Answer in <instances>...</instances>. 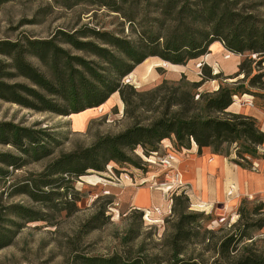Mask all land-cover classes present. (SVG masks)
Masks as SVG:
<instances>
[{"label":"trees","instance_id":"16d2710c","mask_svg":"<svg viewBox=\"0 0 264 264\" xmlns=\"http://www.w3.org/2000/svg\"><path fill=\"white\" fill-rule=\"evenodd\" d=\"M10 1L0 0V5ZM239 5L240 0H143L140 8L154 16L146 19L123 16L136 40L124 37L122 32L115 34L83 26L72 33L59 30L47 40L1 41L0 57L4 60L0 58V99L5 102L37 113L71 116L99 108L118 93L127 115L132 116L133 106L137 111L155 113L146 126L135 118V125L123 133L101 137L88 148L61 155L40 174H31L16 192L36 202L51 201L53 196L64 195L59 191L65 188L66 178L78 179L89 170L105 172L110 163L140 168V162L132 156L135 150L142 148L145 157L160 155L165 141L176 147L177 152L190 149L194 143L199 150L209 148L214 154L247 168L264 160V152L260 151L264 132L258 120L228 112L237 96L264 99V94L255 92L264 88V72L253 68L264 64V18L246 12L245 6ZM115 9L114 12L121 13L119 8ZM217 42L232 54L250 55L239 64L235 76L229 78L239 80L220 83L217 91L201 93L198 100L195 96L205 81L218 80L221 73L204 72L200 82H185L183 75L182 83H172V89H168L170 82L165 80L148 92H139L123 83L150 57L185 66L210 54L211 46ZM65 46L90 57L74 55ZM31 59H37L41 69ZM254 70L258 73L253 74ZM17 79L24 82L14 81ZM145 96L151 98L147 103ZM34 127L0 122V144L11 145L20 154L0 153V176L10 173L1 166L19 170L31 161L52 155L47 146L51 136ZM144 169V166L140 169L142 174ZM172 199L176 200L172 215H177V219L166 221L172 223V234L165 236L168 259L161 256L148 259L140 249L137 255L130 250L108 257L75 255L72 264H264V252L255 249L254 241L245 244L242 234L234 230L237 224L212 249L211 239L207 238L212 232L199 224L204 215L189 211V192L184 190ZM260 205L253 214L264 213V204ZM177 206L181 207L179 213ZM33 213L20 205L3 207L0 203V249L12 243L23 228V221L40 220ZM260 227H264V220ZM137 237L131 234L125 237L124 245ZM194 237H202L201 244L208 241L203 251H213L216 257L206 260L203 254L195 257L189 253Z\"/></svg>","mask_w":264,"mask_h":264},{"label":"rangeland","instance_id":"374dc122","mask_svg":"<svg viewBox=\"0 0 264 264\" xmlns=\"http://www.w3.org/2000/svg\"><path fill=\"white\" fill-rule=\"evenodd\" d=\"M142 1L12 0L0 5V42H17L25 38L47 40L59 30L72 33L83 26L115 34L122 32L124 37L136 40V36L129 30L123 16L134 15L136 18L144 17L145 19L154 16L140 8ZM239 6H245L246 12L264 18V0H240ZM115 8H119L121 13L114 12ZM64 48L74 55L90 57L86 53L72 50L69 46ZM234 55L217 42L210 50V54L206 55L207 57L192 60L182 67L171 64L165 66L164 60L160 57H150L137 66L130 74L131 76L123 80V83L133 86L139 92H148L165 80L170 82L168 89H172V83H182L183 75L186 76L183 80L185 82H200L204 78V72L209 71L212 75L221 73L218 80L205 81L197 91L198 95L195 96V100H198L201 93L217 91L219 89L215 90L217 84L219 87L220 83L226 84L239 80V78H229L235 76L239 64L250 54ZM227 56L230 57L227 59ZM31 62L41 69L37 59H31ZM224 62H227L228 66L226 71L216 73L218 69L220 70L219 65ZM253 68L264 72V64L260 68L254 65ZM258 70H254L253 74L258 73ZM14 81L24 82L22 79ZM255 92L264 94V88L256 89ZM241 97L237 96L234 103L240 105ZM149 99L151 100L150 96H145L146 103ZM254 104L262 107L264 99L256 98ZM130 112L133 117L126 114L125 104L119 94L111 96L99 108L71 116L37 113L0 99V122L28 128L36 126L34 128L37 130H46L51 136L47 146L53 151L49 157L37 162L31 161L19 170L1 166L10 172L8 175L0 176L2 206L20 205L29 208L34 212L35 218L40 220L23 221V228L12 243L0 249V264H72L75 255L108 257L115 252L121 253L125 250H130L132 255H137L140 249H143L142 254L148 259H154L156 256H161L162 259L169 258V250L165 247V236L172 234V223L166 221L175 222L177 219V215H172L176 200L172 202L171 213H168L166 194L163 192L166 185V178L162 175L164 171L161 167L145 163V155L140 147L132 156L136 162H140L142 167L110 163L105 172L89 170L85 176L78 179L68 177L64 182L65 188L59 191L64 195L53 196L51 201L36 202L28 195L16 192L28 181L31 174H40L47 165L61 155L88 148L101 137L123 133L135 125V118L140 119L141 124L146 126L148 119L155 117L153 111L146 112L140 109L137 111L134 106L130 108ZM161 149L162 156L173 152L178 157L180 153L169 141L162 143ZM0 153L20 156L11 145L0 144ZM232 155L235 157L234 151ZM143 166L145 167L143 178L147 179V182L141 181L140 169H143ZM125 173L133 176L135 180L132 183L135 188L156 189L162 195L165 207H154L153 210L144 211V213L153 214L156 208L167 213L160 217L154 215L150 223L145 220L141 211L133 209L129 203L131 194H128L126 188V183L129 181L120 180L121 175ZM179 194L180 192L174 193V195ZM261 207L260 203L256 202L244 203L230 217L224 213L217 215L191 209L189 211L204 215L199 224L204 230L212 232L211 235H207V238L211 239L212 249L225 234L235 230L242 234L245 244L254 241L255 249L264 252V227L262 229L260 227L264 220V213L258 211L256 215L253 214L256 208ZM180 210L181 207L177 206V213ZM96 217L98 218L94 220ZM235 224L237 225L233 230L232 226ZM95 226H97L96 229H91ZM201 232L203 235L204 231ZM130 234L132 237H138L129 245H124L123 239ZM192 242L188 251L195 257L199 254H203L206 260L216 257L213 251H203L209 242L201 244L202 237H194Z\"/></svg>","mask_w":264,"mask_h":264},{"label":"crops","instance_id":"0c3cea01","mask_svg":"<svg viewBox=\"0 0 264 264\" xmlns=\"http://www.w3.org/2000/svg\"><path fill=\"white\" fill-rule=\"evenodd\" d=\"M219 68L216 73L226 71L227 62L219 65ZM218 88L217 84L215 90ZM240 100L241 104L234 103L228 112L257 119L264 132V108L255 105L252 96L244 95ZM260 151L264 152V144ZM254 163L256 166L252 168L239 166L231 162L230 158L214 154L209 148L199 150L194 143L190 149H183L178 155L177 168L189 192L191 210L217 215L224 213L230 217L244 203L264 204V160ZM126 188L131 194L129 203L133 209L144 212L166 205L159 190L135 188L131 181L126 183Z\"/></svg>","mask_w":264,"mask_h":264},{"label":"built area","instance_id":"2783aa9c","mask_svg":"<svg viewBox=\"0 0 264 264\" xmlns=\"http://www.w3.org/2000/svg\"><path fill=\"white\" fill-rule=\"evenodd\" d=\"M228 57L230 56H227L226 58L228 59ZM144 161L149 165L158 166L163 169L164 173L162 175L166 178L165 180L166 185L164 186L165 188L163 189V192L166 194V203L168 209L167 212L171 213L172 195H174V193L178 194V192L181 193L182 191L187 190L182 179V174L177 168V163H178L177 155L174 154L173 152H170L164 156L155 154L150 157H144ZM254 165L256 166V163H254ZM121 176L122 177L120 178V180L123 179L131 182L135 180V179L133 180V176L128 173L122 174ZM141 181L147 182V179L143 178V174ZM169 193L171 195H169ZM167 212H163L162 209L156 208L154 209L153 214H151V212H145L144 218L146 221L151 223L154 215H158L160 217L166 214Z\"/></svg>","mask_w":264,"mask_h":264},{"label":"bare ground","instance_id":"6f19581e","mask_svg":"<svg viewBox=\"0 0 264 264\" xmlns=\"http://www.w3.org/2000/svg\"><path fill=\"white\" fill-rule=\"evenodd\" d=\"M163 64L166 66V65H168L169 63L164 62Z\"/></svg>","mask_w":264,"mask_h":264}]
</instances>
